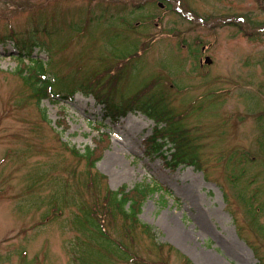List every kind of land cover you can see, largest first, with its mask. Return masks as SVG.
Wrapping results in <instances>:
<instances>
[{
  "label": "rangeland",
  "instance_id": "1",
  "mask_svg": "<svg viewBox=\"0 0 264 264\" xmlns=\"http://www.w3.org/2000/svg\"><path fill=\"white\" fill-rule=\"evenodd\" d=\"M18 43L65 94L36 103ZM143 101L196 167L167 164ZM101 131L86 185L70 149ZM138 184L160 189L138 223L98 205ZM0 264H264V0H0Z\"/></svg>",
  "mask_w": 264,
  "mask_h": 264
},
{
  "label": "trees",
  "instance_id": "2",
  "mask_svg": "<svg viewBox=\"0 0 264 264\" xmlns=\"http://www.w3.org/2000/svg\"><path fill=\"white\" fill-rule=\"evenodd\" d=\"M157 4V3H155ZM139 6V5H138ZM136 8H139L136 6ZM181 14V13H180ZM140 25V22L139 24ZM132 30H135V26L131 28ZM138 38V37H137ZM139 41V39H137ZM19 45V54L21 55L23 51L25 50V43H18ZM143 49V47H141ZM29 52H26L25 60L20 59L21 57L17 58L19 61V68L16 71V75L20 78L23 85L30 91L31 97L36 100V103L38 104L41 99H46L51 96H56L58 94H65L62 90L55 91L53 89L51 81L49 79L48 73L46 72V69L44 67V64L42 60L31 57V46L28 49ZM27 62V63H26ZM29 62V63H28ZM127 60H122L117 64V68H122L125 66ZM141 93H139L140 95ZM73 95V92L71 91L69 94V97ZM137 97L135 96L133 99H131V103H137ZM98 101L101 103H104V100L100 97H98ZM144 103L142 105H138L136 109L141 110L144 114H146L149 118L155 121V124L157 126L156 132H163V134H158L157 136H162L164 138L171 139V142L173 143L172 148H168L167 151H170L171 149L173 151H170L171 161H169L167 164H169L172 167H177L179 165H193L194 159H189L188 156H186V149L189 146V141L186 139L185 129H179L178 127L171 126L173 122H175L173 117L169 116L168 113L163 109L159 110V107L147 103L143 101ZM130 104V103H129ZM130 106V105H128ZM114 110V109H113ZM132 110V109H131ZM116 111V110H115ZM122 114L125 113V111H121ZM112 115H114L111 112ZM44 117V113H43ZM160 123H163L164 125L160 126ZM105 137V138H103ZM156 135L150 137L147 141L151 146H154V151L157 153L162 154L164 150L161 148L164 146L163 144L157 143L156 141ZM107 135L99 134V137L97 141L95 142V148L92 149H86L84 152H79L78 150L71 148L70 152L72 156H74L78 160H83L85 164L87 165L86 171L84 174L85 176V182L86 185L90 184L96 186L99 184H102L103 180H105L104 176L99 174V172L95 171V164L101 159V152L105 146V143L107 142ZM102 149V150H101ZM196 167V166H195ZM157 190H160L158 187H155L154 185H142L138 184L134 186L130 190H126L125 186L119 187L117 190H111L108 188V186H104L103 189V197L102 201L98 203V205H103L105 208L109 209L111 213H117L124 219H129L134 221L135 223H138L137 215L141 212V208L144 204V201L146 198L153 193H155ZM97 205V206H98ZM96 205L93 204V207ZM86 220H93L95 222V219L92 216L91 211H85L84 214ZM86 222V221H85ZM87 225H89L88 221L86 222ZM95 226L97 227L98 231L102 234V236L105 239L110 240L107 235L101 230L99 225L95 222ZM144 230L148 228L146 224L141 225ZM148 232V229H146Z\"/></svg>",
  "mask_w": 264,
  "mask_h": 264
},
{
  "label": "water",
  "instance_id": "3",
  "mask_svg": "<svg viewBox=\"0 0 264 264\" xmlns=\"http://www.w3.org/2000/svg\"><path fill=\"white\" fill-rule=\"evenodd\" d=\"M204 62H205L206 64H210L211 61H210L209 58L205 57V58H204Z\"/></svg>",
  "mask_w": 264,
  "mask_h": 264
}]
</instances>
